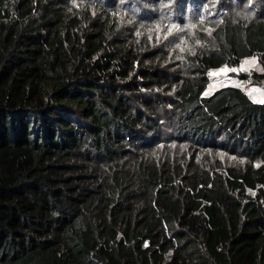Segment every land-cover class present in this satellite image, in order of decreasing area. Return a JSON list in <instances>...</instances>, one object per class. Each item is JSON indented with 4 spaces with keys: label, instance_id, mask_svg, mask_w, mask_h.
<instances>
[{
    "label": "trees",
    "instance_id": "trees-1",
    "mask_svg": "<svg viewBox=\"0 0 264 264\" xmlns=\"http://www.w3.org/2000/svg\"><path fill=\"white\" fill-rule=\"evenodd\" d=\"M247 56L264 0H0V264H264Z\"/></svg>",
    "mask_w": 264,
    "mask_h": 264
},
{
    "label": "rangeland",
    "instance_id": "rangeland-1",
    "mask_svg": "<svg viewBox=\"0 0 264 264\" xmlns=\"http://www.w3.org/2000/svg\"><path fill=\"white\" fill-rule=\"evenodd\" d=\"M212 3L218 0H211ZM250 1V0H248ZM246 61H255V63H245ZM227 69V71H225ZM235 69V71H232ZM261 73V68L256 56H247L238 63L230 65L223 64L209 71V83L206 92L209 93L217 87L223 85H234L241 87L248 95L256 101L264 100V77L256 76ZM227 164L236 165L237 160L232 156H222Z\"/></svg>",
    "mask_w": 264,
    "mask_h": 264
},
{
    "label": "snow or ice",
    "instance_id": "snow-or-ice-1",
    "mask_svg": "<svg viewBox=\"0 0 264 264\" xmlns=\"http://www.w3.org/2000/svg\"><path fill=\"white\" fill-rule=\"evenodd\" d=\"M245 63H255V61H246ZM227 71V69L225 70ZM232 71H235V69H233ZM261 103H264V100L260 101Z\"/></svg>",
    "mask_w": 264,
    "mask_h": 264
}]
</instances>
